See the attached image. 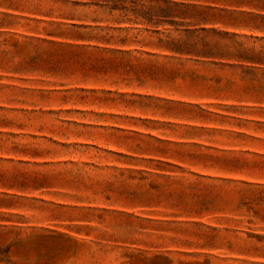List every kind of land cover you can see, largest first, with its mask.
I'll list each match as a JSON object with an SVG mask.
<instances>
[{
    "label": "rangeland",
    "instance_id": "1",
    "mask_svg": "<svg viewBox=\"0 0 264 264\" xmlns=\"http://www.w3.org/2000/svg\"><path fill=\"white\" fill-rule=\"evenodd\" d=\"M0 264H264V0H0Z\"/></svg>",
    "mask_w": 264,
    "mask_h": 264
}]
</instances>
